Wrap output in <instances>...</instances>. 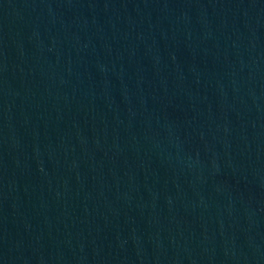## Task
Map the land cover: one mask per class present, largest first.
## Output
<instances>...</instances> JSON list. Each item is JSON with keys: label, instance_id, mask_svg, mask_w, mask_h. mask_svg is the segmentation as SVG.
Segmentation results:
<instances>
[{"label": "water", "instance_id": "water-1", "mask_svg": "<svg viewBox=\"0 0 264 264\" xmlns=\"http://www.w3.org/2000/svg\"><path fill=\"white\" fill-rule=\"evenodd\" d=\"M0 264H264V0L3 10Z\"/></svg>", "mask_w": 264, "mask_h": 264}]
</instances>
